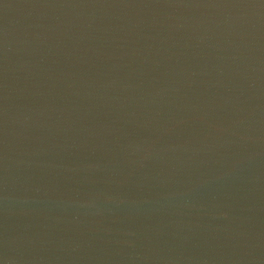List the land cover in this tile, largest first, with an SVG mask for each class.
I'll list each match as a JSON object with an SVG mask.
<instances>
[{"label":"water","instance_id":"1","mask_svg":"<svg viewBox=\"0 0 264 264\" xmlns=\"http://www.w3.org/2000/svg\"><path fill=\"white\" fill-rule=\"evenodd\" d=\"M0 264H264V0H0Z\"/></svg>","mask_w":264,"mask_h":264}]
</instances>
